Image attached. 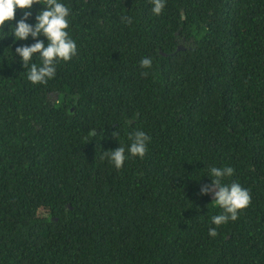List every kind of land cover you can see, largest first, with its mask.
<instances>
[{
    "label": "trees",
    "instance_id": "obj_1",
    "mask_svg": "<svg viewBox=\"0 0 264 264\" xmlns=\"http://www.w3.org/2000/svg\"><path fill=\"white\" fill-rule=\"evenodd\" d=\"M64 2L77 55L47 84L0 41V264H264V0ZM210 166L251 195L219 228Z\"/></svg>",
    "mask_w": 264,
    "mask_h": 264
},
{
    "label": "clouds",
    "instance_id": "obj_2",
    "mask_svg": "<svg viewBox=\"0 0 264 264\" xmlns=\"http://www.w3.org/2000/svg\"><path fill=\"white\" fill-rule=\"evenodd\" d=\"M152 14L161 15L166 6V0H151ZM39 5L40 10L32 19V9ZM17 10L23 11V17L15 19ZM71 8L64 0H0V41L9 37L15 45L20 41H28L31 38L34 43L15 47L13 59L20 58V62L26 71L27 80L33 85H45L56 76L57 66L60 62H69L77 55V44L69 34ZM14 22V23H13ZM131 23V20L128 21ZM5 26L8 31L4 30ZM43 37L44 39H40ZM45 41L47 42L45 44ZM11 48V47H10ZM12 51V50H11ZM34 58L38 60L33 62ZM152 60L143 58L140 61L142 69H150ZM147 75V73H144ZM97 129H90L88 136L94 138ZM117 138L118 133H113ZM126 146L119 144L115 150L104 152L108 162L116 170H120L129 157L143 159L151 137L144 131H135L128 137ZM234 169L230 166H210L207 169L209 184L201 185L199 194L211 196L214 208H219V214L211 217V223L219 228L230 221H236L242 210L251 203V195L248 189L238 182L225 183L226 178L232 177ZM216 228H209V236L215 238L218 235Z\"/></svg>",
    "mask_w": 264,
    "mask_h": 264
}]
</instances>
